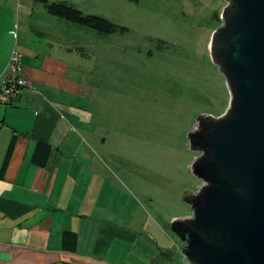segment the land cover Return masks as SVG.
<instances>
[{"label": "crops", "instance_id": "1", "mask_svg": "<svg viewBox=\"0 0 264 264\" xmlns=\"http://www.w3.org/2000/svg\"><path fill=\"white\" fill-rule=\"evenodd\" d=\"M50 1L111 20L107 4L136 2ZM76 26L85 28L42 0H0V82L14 49L31 81L0 103V264H146L149 249L172 260L182 242L166 222L150 224L130 177L111 164L101 115L75 77L74 53H86Z\"/></svg>", "mask_w": 264, "mask_h": 264}, {"label": "rangeland", "instance_id": "2", "mask_svg": "<svg viewBox=\"0 0 264 264\" xmlns=\"http://www.w3.org/2000/svg\"><path fill=\"white\" fill-rule=\"evenodd\" d=\"M118 4L103 12L127 29L99 33L76 26V49L86 53H74L75 77L89 86L84 94L101 115L111 164L130 177L150 224L166 222L177 239L172 219L192 214L183 192L202 185L190 168L200 152L190 149L188 132L198 115H220L230 103L226 76L211 55L227 0ZM151 253L146 264H191L181 249L172 260Z\"/></svg>", "mask_w": 264, "mask_h": 264}, {"label": "water", "instance_id": "3", "mask_svg": "<svg viewBox=\"0 0 264 264\" xmlns=\"http://www.w3.org/2000/svg\"><path fill=\"white\" fill-rule=\"evenodd\" d=\"M211 55L230 103L188 132L202 185L183 192L192 214L170 229L191 264H264V0H227Z\"/></svg>", "mask_w": 264, "mask_h": 264}, {"label": "trees", "instance_id": "4", "mask_svg": "<svg viewBox=\"0 0 264 264\" xmlns=\"http://www.w3.org/2000/svg\"><path fill=\"white\" fill-rule=\"evenodd\" d=\"M42 1L49 13L71 20L77 24L90 27L99 33H114L127 29L126 26L118 24L106 16L86 13L68 3L50 0ZM162 254H165V252H162Z\"/></svg>", "mask_w": 264, "mask_h": 264}, {"label": "built area", "instance_id": "5", "mask_svg": "<svg viewBox=\"0 0 264 264\" xmlns=\"http://www.w3.org/2000/svg\"><path fill=\"white\" fill-rule=\"evenodd\" d=\"M21 57L20 50L12 51L7 65L8 73L6 78L0 82V103L12 102L20 95L23 87L31 85V81L21 73Z\"/></svg>", "mask_w": 264, "mask_h": 264}]
</instances>
